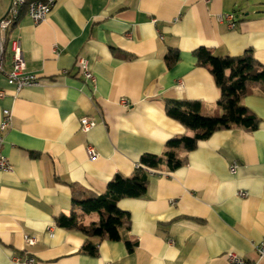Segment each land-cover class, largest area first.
Returning a JSON list of instances; mask_svg holds the SVG:
<instances>
[{
    "label": "crops",
    "instance_id": "0c3cea01",
    "mask_svg": "<svg viewBox=\"0 0 264 264\" xmlns=\"http://www.w3.org/2000/svg\"><path fill=\"white\" fill-rule=\"evenodd\" d=\"M11 2L0 0V19ZM229 14L233 29L224 20ZM16 40L26 73L40 85L16 92L0 75V119L4 109L13 113L3 145L12 171H0V264H15L13 257L35 264H232L229 253L264 264L257 251L264 241V95L257 89L243 100L260 119L257 130L215 132L181 152V168L150 173L144 197L118 203L130 214L123 237L133 252L124 241L93 239L99 254L89 256L83 234L56 224L73 210L72 186L103 194L114 176H131L143 155L161 156L170 139L193 135L166 114V100L199 101L204 115L222 114L220 89L194 53L204 47L239 57L252 50L264 65V1L57 0L41 24L23 12L10 27L6 72ZM171 49L180 59L169 68ZM81 58L95 86L87 84ZM83 118L96 123L87 133ZM76 212L86 225L100 219Z\"/></svg>",
    "mask_w": 264,
    "mask_h": 264
},
{
    "label": "trees",
    "instance_id": "16d2710c",
    "mask_svg": "<svg viewBox=\"0 0 264 264\" xmlns=\"http://www.w3.org/2000/svg\"><path fill=\"white\" fill-rule=\"evenodd\" d=\"M194 55L198 65L209 70L220 89L218 106L222 114L217 117L204 115L199 101L166 100V114L193 132L192 136L182 135L170 139L161 156L143 155L131 176H114L103 194H88L72 186L73 210L70 215L59 216L56 224L58 227L80 232L86 237L83 245L85 254L98 256V244L94 243L93 239L124 241L128 251L133 252L134 243L123 237V231L129 230L131 226L130 214L122 211L118 203L123 199L144 197L147 194L151 171H158L163 167L169 171L181 168L186 163L185 158L181 157V152L195 150L200 142L209 139L217 131L240 129L253 132L258 129L260 119L243 105V100L256 89L264 95V65L254 57L253 51L247 50L239 57H223L216 56L209 49L202 47L196 50ZM179 59L178 51L172 49L165 57L169 68ZM77 210L83 214L98 213L100 219L86 225L79 220Z\"/></svg>",
    "mask_w": 264,
    "mask_h": 264
},
{
    "label": "built area",
    "instance_id": "2783aa9c",
    "mask_svg": "<svg viewBox=\"0 0 264 264\" xmlns=\"http://www.w3.org/2000/svg\"><path fill=\"white\" fill-rule=\"evenodd\" d=\"M205 3H209L211 0H203ZM57 0H12L7 15L0 19V75L6 77L7 82L10 86L14 87L16 92H20L23 89L39 86L40 80L34 76L26 73L25 61L23 58V52L21 43L19 40L13 42L12 45V69L9 72L5 71V53H6V34L10 27L20 18L21 14H25L30 18L34 25H39L44 22L52 9L56 5ZM224 20L228 21L229 27L233 29L236 26L235 14H229L225 16ZM79 65L83 71L84 78L87 84L95 86L97 79L90 71L89 63L86 59H79ZM5 97V92L0 91V99ZM121 104L129 108L130 104L127 100L122 99ZM13 113L10 109H4L2 117L0 119V171L11 172L12 165L8 158L3 153V145L5 137L9 129L12 127ZM82 131L87 133L92 130L96 123L89 119L83 118L81 120ZM87 155L89 160H95L98 156L96 149L93 146L87 147ZM239 168L238 163L234 162L230 167V172L235 174ZM151 171L150 173H153ZM241 197H246V192H240ZM28 245H34L37 239L34 237H25ZM257 251L260 258H264V241L257 247ZM15 264H35L34 259L13 257ZM229 260L232 264H247L245 259L239 257L235 253H229Z\"/></svg>",
    "mask_w": 264,
    "mask_h": 264
},
{
    "label": "rangeland",
    "instance_id": "374dc122",
    "mask_svg": "<svg viewBox=\"0 0 264 264\" xmlns=\"http://www.w3.org/2000/svg\"><path fill=\"white\" fill-rule=\"evenodd\" d=\"M262 1H264V0H262ZM236 11H240L239 8H237ZM97 214H98V213H97ZM98 216H99V214H98ZM99 217H100V216H99Z\"/></svg>",
    "mask_w": 264,
    "mask_h": 264
}]
</instances>
